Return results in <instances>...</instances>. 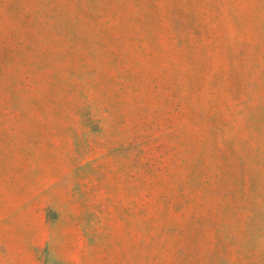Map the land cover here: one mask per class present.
Returning <instances> with one entry per match:
<instances>
[{"label": "rangeland", "instance_id": "obj_1", "mask_svg": "<svg viewBox=\"0 0 264 264\" xmlns=\"http://www.w3.org/2000/svg\"><path fill=\"white\" fill-rule=\"evenodd\" d=\"M0 264H264V0H0Z\"/></svg>", "mask_w": 264, "mask_h": 264}]
</instances>
